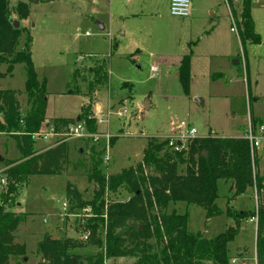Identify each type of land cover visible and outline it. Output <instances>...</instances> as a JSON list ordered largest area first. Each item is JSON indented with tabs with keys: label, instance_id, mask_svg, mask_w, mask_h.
Returning <instances> with one entry per match:
<instances>
[{
	"label": "rangeland",
	"instance_id": "1",
	"mask_svg": "<svg viewBox=\"0 0 264 264\" xmlns=\"http://www.w3.org/2000/svg\"><path fill=\"white\" fill-rule=\"evenodd\" d=\"M8 2L13 21H18L15 5L23 2L28 6V18L20 21L22 33L18 51L29 37L31 61L38 82H44L47 99L48 126L42 134L50 135L48 128L54 119L71 122L62 130V135L46 139L43 135L36 136L34 144V150L59 141L68 144L70 164L63 175L30 176L25 183L18 184L5 178V186L0 185V205L7 187L15 185V193L5 210L24 218L14 233V242L26 248L23 264L39 262L37 245L46 236L71 241L75 248H71L70 253L74 255L87 257L104 253V246L98 245L104 241L105 230L97 220L105 223L106 205L124 202L130 194L125 190L115 194L105 191L102 198L105 209L99 214L91 207L89 213H83V208H72L66 200L68 185L76 189L84 202L93 200L96 187L88 181V171L95 155H101L103 175L115 176L141 163L150 138L171 140L186 135V129L177 130L180 123L195 128L197 138H231L238 131L246 130L251 112L264 125V0L251 3V18L254 31L260 36L259 44L241 43V0L230 3L190 0L192 12L188 18L171 16L170 0ZM232 22L236 33L230 32ZM98 24L104 31L99 30ZM212 31L213 40L224 43L231 59L227 57L221 63L223 59L212 58L211 73L199 60L190 73L189 95H185L178 80L179 62L190 53H208L213 47L209 37ZM224 66L228 71L225 72ZM152 67L157 69L154 74ZM227 81L230 84L225 86ZM6 90L17 93L24 114L29 107L24 95L23 64L15 65L10 74H7V65L0 66V91ZM255 100L259 103L257 106ZM95 103L100 110H94ZM108 108L115 113L125 110L126 114L111 118L108 127L96 126V132L91 133L111 136L107 151L104 137L97 138V142L69 137L70 128L84 122L77 120L78 117L83 118L88 113V118H97ZM257 153L258 164H261L257 173L263 177L264 142ZM20 157L14 138L0 134V178L6 170V162ZM183 171L184 166H181L179 172ZM218 194L216 206L222 210L220 216L206 219L202 208L184 203L170 204L166 212L186 214L188 231L200 233L209 240L233 226V221L225 215L227 206L234 211L253 210L255 213L264 208L261 197L251 193L232 198L230 183L219 181ZM65 202L67 208L63 210ZM96 222L98 231L92 237L91 227ZM241 225L234 241L228 245L230 264H255V226L251 220ZM134 262L132 257L107 258L104 264Z\"/></svg>",
	"mask_w": 264,
	"mask_h": 264
},
{
	"label": "trees",
	"instance_id": "2",
	"mask_svg": "<svg viewBox=\"0 0 264 264\" xmlns=\"http://www.w3.org/2000/svg\"><path fill=\"white\" fill-rule=\"evenodd\" d=\"M232 0H227L230 3ZM252 0H241L239 16L241 43L259 44L260 36L254 31L251 18ZM18 22L29 16L27 4L19 2L14 7ZM8 0H0V66L7 65V74L17 64L25 70V91L28 109L22 112L18 95L11 90L0 91V134L14 138L21 155L17 161H8L3 176L25 183L30 176H57L69 167V148L65 141L38 152L34 150L35 138L47 125L45 85L39 83L30 57V38L27 37L18 51L22 29H14L11 23ZM190 54L181 58L178 80L185 95L190 91ZM89 133L96 132L93 119L88 113L79 117ZM52 131L62 135L70 121L54 119ZM255 127L256 122L251 120ZM113 143V141H112ZM170 139L150 138L141 163L123 170L120 174L106 177L100 166L101 155H95L88 171V181L96 191L91 202H84L71 185L66 189V200L72 208L91 207L97 214L105 209L102 201L105 191L116 193L125 190L130 197L124 202L109 203L105 209L104 253L81 257L70 253L75 248L67 239H51L46 236L37 245V264H104L110 258H135L134 264H230L228 245L234 241L242 223L256 216L255 211H234L227 206L226 217L233 221L223 233L206 239L200 233H190L187 215L174 211L167 213L170 204L196 205L205 211L206 219L222 215L216 206L219 198L218 182L230 183L232 198L246 193L261 197L264 203V176L258 175L259 164L252 163L250 147L243 138H194L184 149L175 151L169 146ZM184 166L183 173L179 168ZM150 172V173H148ZM7 181V180H6ZM15 193L10 184L0 205V264H23L26 248L14 242V233L24 222L21 215L5 210ZM231 200V199H230ZM255 250L257 264H264V208L257 209ZM97 222L91 227L92 237L97 234Z\"/></svg>",
	"mask_w": 264,
	"mask_h": 264
},
{
	"label": "built area",
	"instance_id": "3",
	"mask_svg": "<svg viewBox=\"0 0 264 264\" xmlns=\"http://www.w3.org/2000/svg\"><path fill=\"white\" fill-rule=\"evenodd\" d=\"M169 8H170V14L173 17H177V18H188L191 15V2L190 0H170L169 3ZM231 32L236 33V28H235V24L234 22H232V27H231ZM156 68L152 67L151 68V72L154 74L156 72ZM152 74V75H153ZM126 114V111H122V112H112V110L110 108L107 109L106 113L104 114H100L99 117L97 118H92L89 117V119H93V121L95 122L96 126H104V127H108L111 118L116 117V118H121ZM182 129H186L187 133L186 135H179L176 136L174 138H171L169 146H171L175 151H179L181 149L185 148V145L187 143V141L189 139H194L197 138V130L193 127H190L188 125H186L185 123H180L179 126L177 127V130H182ZM69 137L71 139H75V140H85V139H91L93 142H97L98 139L97 138H102L104 137L107 145H106V151L108 146V141L110 139V135L108 133H105L102 135V137H100V135H92L91 133H89L86 129V125L84 122L80 123L78 122L75 126H73L72 128H70L69 131ZM44 139L46 138V136L43 137ZM243 139L247 140L249 143V147H250V153H251V157H252V163L253 160L256 158L257 159V148H259L262 144V142H264V125L260 124L258 126H253L251 124V121H249L245 133L242 137ZM180 143V145L178 144ZM105 162H107V157L103 158ZM6 184V180L5 177L3 176L2 178H0V185L2 187H4ZM264 205V203H263ZM62 208L63 210H65L67 208V203H63L62 204ZM84 210L83 213H89L91 208H83ZM257 213V211H256ZM104 218L106 219V216L104 215ZM251 222L254 224L255 229L257 228V214L254 218L251 219ZM84 239L87 240V235H85ZM257 264V262L255 263Z\"/></svg>",
	"mask_w": 264,
	"mask_h": 264
},
{
	"label": "crops",
	"instance_id": "4",
	"mask_svg": "<svg viewBox=\"0 0 264 264\" xmlns=\"http://www.w3.org/2000/svg\"><path fill=\"white\" fill-rule=\"evenodd\" d=\"M128 2H130V0H128ZM192 12V11H191ZM34 24L32 23V26H33ZM98 26H100V27H102V31H104V27L101 25V24H98ZM213 32L214 31H212V33H210V35H209V37H210V40L212 41V43H211V45L214 47H212L211 49H210V51L208 52V53H197V54H192V53H190V73H191V71H192V69H193V67H194V65H196L197 64V62L199 61V60H201V62H202V64H205L203 67H206V71H208V73H211V71H213V69L214 68H212V61H213V59L212 58H220L222 61H221V63L225 60V58H229V59H231V54L229 53V52H226L225 51V46H224V43L222 42H220V41H218V42H216V39H214L213 40V37L215 36L214 34H213ZM230 32H231V28H230ZM124 34V33H123ZM123 34H121L122 36H123ZM216 43H218V44H216ZM215 48H218V49H215ZM137 49H139V48H137ZM138 52H139V50H137L134 54L136 55V54H138ZM180 63V62H179ZM220 65V64H219ZM179 67V66H178ZM219 69H221V68H219ZM224 69H225V72L226 71H228V67L227 66H224ZM230 71V70H229ZM191 78V77H190ZM227 84H230V83H228V81H227V83L225 84V86H227ZM94 93H96V94H98V91L97 90H95V92ZM259 103H258V101L257 100H255V102H254V105H258ZM142 104H140V106H141ZM94 110L96 111L97 109H99L100 110V108H98V106L96 105V103L94 104ZM143 106V105H142ZM255 117V114H254V112H253V115H252V112H251V114H250V116H249V119H248V123H249V121H251V120H253V121H255L256 122V125L258 126V125H260V124H262V122L261 121H259L258 120V118H254ZM79 119V117L77 118V120ZM67 121H69V120H67ZM46 125H47V122L45 123ZM48 126V125H47ZM47 128V127H46ZM44 129H45V127H44ZM43 129V130H44ZM42 130V131H43ZM48 130L50 131V135H47V134H42V131H41V133L38 135V136H42L43 135V137L44 136H53L54 134H53V131H52V126L50 125L49 126V128H48ZM244 133H245V129H243V130H240V131H238L235 135H233V136H231V138H242L243 137V135H244ZM37 136V137H38ZM56 136V135H55ZM46 139V138H45ZM55 145V144H54ZM53 145V143L50 145V146H46V147H43V148H41V149H37V150H35V151H38V152H42V151H44V150H47V149H49V148H51V147H53L54 146ZM19 160V159H18ZM15 161H17V160H15ZM260 164V163H259ZM261 169V164H260V166H259V170Z\"/></svg>",
	"mask_w": 264,
	"mask_h": 264
},
{
	"label": "water",
	"instance_id": "5",
	"mask_svg": "<svg viewBox=\"0 0 264 264\" xmlns=\"http://www.w3.org/2000/svg\"><path fill=\"white\" fill-rule=\"evenodd\" d=\"M11 23H12L14 29H18L20 27V23L18 21L11 20ZM99 30L102 31L103 30L102 27L99 26ZM235 63L238 64V61H235ZM141 107H142V105H141ZM178 144L180 145V143H178Z\"/></svg>",
	"mask_w": 264,
	"mask_h": 264
}]
</instances>
